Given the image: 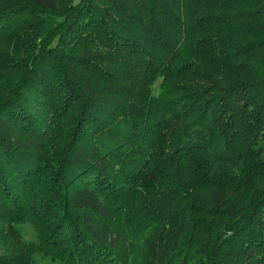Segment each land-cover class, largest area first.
<instances>
[{"label": "trees", "instance_id": "trees-1", "mask_svg": "<svg viewBox=\"0 0 264 264\" xmlns=\"http://www.w3.org/2000/svg\"><path fill=\"white\" fill-rule=\"evenodd\" d=\"M123 240L264 264V0H0V264Z\"/></svg>", "mask_w": 264, "mask_h": 264}, {"label": "rangeland", "instance_id": "rangeland-1", "mask_svg": "<svg viewBox=\"0 0 264 264\" xmlns=\"http://www.w3.org/2000/svg\"><path fill=\"white\" fill-rule=\"evenodd\" d=\"M19 235L17 236L19 246L24 252L30 250L31 248L38 247V234L35 228L30 225V223L20 224L18 226ZM120 255V254H119ZM120 257L128 260H132L133 264H139L138 260L130 255L129 243L127 240L122 242V252ZM33 264H62V262L53 259L52 256L44 257L41 254L35 255V262Z\"/></svg>", "mask_w": 264, "mask_h": 264}]
</instances>
